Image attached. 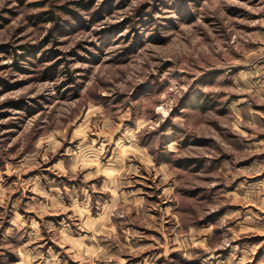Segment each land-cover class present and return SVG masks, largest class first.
Segmentation results:
<instances>
[{"label":"rangeland","instance_id":"374dc122","mask_svg":"<svg viewBox=\"0 0 264 264\" xmlns=\"http://www.w3.org/2000/svg\"><path fill=\"white\" fill-rule=\"evenodd\" d=\"M0 264H264V0H0Z\"/></svg>","mask_w":264,"mask_h":264},{"label":"crops","instance_id":"0c3cea01","mask_svg":"<svg viewBox=\"0 0 264 264\" xmlns=\"http://www.w3.org/2000/svg\"><path fill=\"white\" fill-rule=\"evenodd\" d=\"M78 145V144H77ZM82 146V145H81ZM80 146V147H81ZM85 145H83L84 147ZM92 146L89 145V147H84V149L86 148H90ZM79 147V149H80ZM97 147V146H96ZM102 145H98V148H102ZM116 147V146H115ZM105 148V153L107 152V154H109L110 156V162H105V164H102L100 161V154H96V156L90 160L87 161V158L85 159V157L82 154H69V156L67 157V160L64 161V159H62L61 157H58L56 164H58L59 169L63 168L66 169L67 171V175L68 178L66 179H62V180H58L56 186H53L54 190L58 191V195L55 196L57 198L58 201V206L59 209L62 210L61 213H58V218L60 217L59 220H55V223H59L60 220H63L64 215L63 212H65L64 208H68L66 209V211L70 210L71 214H75L78 217H75L79 220H77V222L75 221L74 223H71V229H73V231L76 232V230H78L79 226H86L89 231H93L98 223L97 217H95L93 215V213L91 214L90 211V206H88V203L85 205H76V201L80 202V197H84V199H86L87 194L86 192H89V197L90 200L93 201V195L94 198L96 199L97 203H98V197H97V192H101L102 190H107L109 189L108 187L110 186V188L112 189V191L115 189L117 190V186H116V182H117V175L119 174L120 170L123 169L124 165H123V161H124V156L122 154L121 157L118 156V154H113V146L111 145H107ZM103 152H101L102 154ZM100 158V159H99ZM112 160V161H111ZM90 165V166H89ZM80 171L79 174L81 173L82 178L80 179L79 182H76V180L74 178H72L73 175L76 176L77 171ZM64 172V171H62ZM73 173V175H72ZM60 176H62V174L64 173H59ZM89 176L90 179H85L87 178L86 176ZM98 176V177H97ZM108 176L111 178V181L109 184V180ZM100 177V178H99ZM115 178V180H114ZM33 184L31 183V185L34 187L35 189V193L38 195H42L44 194V184H40V182L38 181V179H34L33 180ZM94 185H99L98 189L94 188ZM36 194L33 193V199L35 198ZM92 203V202H91ZM92 206V205H91ZM86 210H85V209ZM85 210V211H84ZM21 213V214H20ZM19 212L15 213V217H13L12 219V224L11 227L16 228V229H23L25 227H27L28 222L30 226H33L36 230L39 229L38 225H33V220H35L38 224H39V220H37L36 217H34V219H29L23 217L24 212H22V210ZM82 217V218H81ZM69 218V217H68ZM56 219V218H55ZM66 219V218H65ZM54 220V218H53ZM91 223V227L87 225L86 222ZM41 222V221H40ZM68 222L70 223V220H68ZM42 227V225H41ZM98 233V232H96Z\"/></svg>","mask_w":264,"mask_h":264}]
</instances>
